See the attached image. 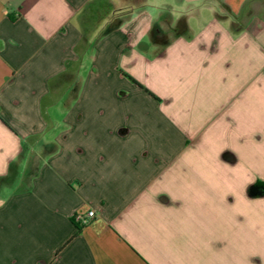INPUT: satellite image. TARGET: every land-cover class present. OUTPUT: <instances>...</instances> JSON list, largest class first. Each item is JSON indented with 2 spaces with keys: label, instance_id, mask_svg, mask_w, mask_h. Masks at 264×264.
Segmentation results:
<instances>
[{
  "label": "crops",
  "instance_id": "0c3cea01",
  "mask_svg": "<svg viewBox=\"0 0 264 264\" xmlns=\"http://www.w3.org/2000/svg\"><path fill=\"white\" fill-rule=\"evenodd\" d=\"M257 184L264 0H0V264H264Z\"/></svg>",
  "mask_w": 264,
  "mask_h": 264
},
{
  "label": "rangeland",
  "instance_id": "374dc122",
  "mask_svg": "<svg viewBox=\"0 0 264 264\" xmlns=\"http://www.w3.org/2000/svg\"><path fill=\"white\" fill-rule=\"evenodd\" d=\"M152 14H153L152 8H148V10L146 12H144L143 14L136 13V15L133 17V19L132 18L127 19L121 25V28L120 29L122 30V32L124 34H126L128 36H130V31L131 30H135V31H137V30L139 31L140 30V32L137 31L138 34L134 38L135 39H143V40L147 39L148 40L149 39L148 34L145 36V34L144 35L141 34V31L143 32V30H145V24L149 21L150 18H152ZM121 95L124 96L125 94H121ZM47 100H48L47 102L51 101L50 99H47ZM47 107L48 106H47V104L45 102L43 104V111L45 113H52V112H55L56 111V109L47 108ZM120 134L123 135V134H125V132L124 131L123 132H120ZM251 190H252V188H251ZM251 195H252V193H251Z\"/></svg>",
  "mask_w": 264,
  "mask_h": 264
},
{
  "label": "built area",
  "instance_id": "2783aa9c",
  "mask_svg": "<svg viewBox=\"0 0 264 264\" xmlns=\"http://www.w3.org/2000/svg\"><path fill=\"white\" fill-rule=\"evenodd\" d=\"M96 213L94 211L88 214H77L75 216L76 222L81 226H88L95 219Z\"/></svg>",
  "mask_w": 264,
  "mask_h": 264
},
{
  "label": "trees",
  "instance_id": "16d2710c",
  "mask_svg": "<svg viewBox=\"0 0 264 264\" xmlns=\"http://www.w3.org/2000/svg\"><path fill=\"white\" fill-rule=\"evenodd\" d=\"M257 189L256 193H253V196H264V185L262 184H257L256 186H254L252 189Z\"/></svg>",
  "mask_w": 264,
  "mask_h": 264
},
{
  "label": "water",
  "instance_id": "95a60500",
  "mask_svg": "<svg viewBox=\"0 0 264 264\" xmlns=\"http://www.w3.org/2000/svg\"><path fill=\"white\" fill-rule=\"evenodd\" d=\"M256 192H257V189H256V188L251 190V193H252V194H253V193H256Z\"/></svg>",
  "mask_w": 264,
  "mask_h": 264
}]
</instances>
